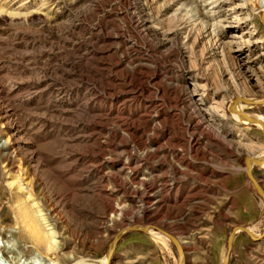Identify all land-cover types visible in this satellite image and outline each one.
<instances>
[{"label": "rangeland", "instance_id": "1", "mask_svg": "<svg viewBox=\"0 0 264 264\" xmlns=\"http://www.w3.org/2000/svg\"><path fill=\"white\" fill-rule=\"evenodd\" d=\"M261 2L0 0V264H264Z\"/></svg>", "mask_w": 264, "mask_h": 264}, {"label": "bare ground", "instance_id": "2", "mask_svg": "<svg viewBox=\"0 0 264 264\" xmlns=\"http://www.w3.org/2000/svg\"><path fill=\"white\" fill-rule=\"evenodd\" d=\"M248 1V0H247ZM254 1H257V0H254ZM255 3V2H254ZM262 3V9H263V11H264V0H263V2H261ZM226 52V51H225ZM227 53V52H226ZM225 55V54H224ZM229 72V74L230 75H232V78L234 79V80H238L237 79V76L235 75V73H233V71L232 70H227V73ZM225 73H226V71H225ZM262 77L264 78V72L262 73ZM242 117H243V120H252V118L249 116V115H246V114H240ZM263 118V120H264V116L262 117ZM264 122V121H263ZM250 161H251V159H250ZM253 162L255 163V162H260V161H258V160H253ZM261 165V164H260ZM20 178V177H19ZM13 185H15V183L14 182H11L10 183V186H13ZM22 186L21 185H19V188L20 189H22L21 188ZM25 189H27L28 190V195H29V197H28V199L27 200H29V199H31V197H32V194H33V186L30 184H28L27 183V187L25 188ZM34 202V201H33ZM34 205H37V206H39L38 204H36V203H34ZM42 211L41 210H39V213H41ZM42 217V216H41ZM44 217V216H43ZM45 219V218H44ZM27 225L28 226H30V225H32V226H34V233L36 234V235H41L42 234V231L38 228V223H37V220L35 219V218H32V220H31V222L30 223H27ZM150 230V232H153V230L152 229H149ZM55 233L53 232L52 233V235H51V238L53 239L54 237H55V235H54ZM110 256V255H109ZM110 258V257H109ZM109 258H107V260H106V264H107V261H108V259Z\"/></svg>", "mask_w": 264, "mask_h": 264}]
</instances>
